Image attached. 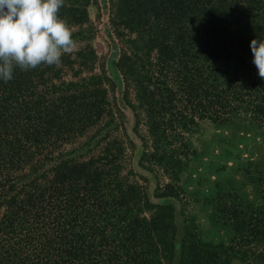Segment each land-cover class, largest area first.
<instances>
[{
    "label": "trees",
    "instance_id": "16d2710c",
    "mask_svg": "<svg viewBox=\"0 0 264 264\" xmlns=\"http://www.w3.org/2000/svg\"><path fill=\"white\" fill-rule=\"evenodd\" d=\"M90 3L108 49L97 72ZM60 15L77 48L0 81V264H264V193L255 203L218 187L207 198L211 221L231 230L216 242L190 219L177 238L172 199L197 120L264 132L250 49L264 39V0H65ZM116 86L137 163L167 177L151 191L122 172Z\"/></svg>",
    "mask_w": 264,
    "mask_h": 264
},
{
    "label": "rangeland",
    "instance_id": "374dc122",
    "mask_svg": "<svg viewBox=\"0 0 264 264\" xmlns=\"http://www.w3.org/2000/svg\"><path fill=\"white\" fill-rule=\"evenodd\" d=\"M88 17V25L93 33L91 41L97 54V64L94 68L97 72L98 64L108 49L100 35V15L93 3L88 5ZM74 28L75 26L71 27ZM121 43L126 45L125 41ZM77 46L76 40L75 48ZM107 94L109 104L113 105L114 101L117 106L119 103L123 112L122 116L115 113L116 127L112 130L113 134L124 141L122 172L126 179L135 180L151 191L157 182L167 181V177L157 165H147L145 161L137 163V148L140 145L130 129L133 124L131 109L121 103L120 89L117 86L114 89L108 88ZM102 120L104 122V118ZM92 132L93 130L87 131L81 138L89 139ZM185 136L192 152L178 173V187L175 188L176 195L172 198L177 238L180 236L184 219H190L202 239L226 241L231 235V230L211 221L207 198L218 187H222L236 191L245 200L259 203V193H264V132L246 125L245 122L222 124L201 118ZM79 139L80 137L75 138L77 141ZM75 140L74 142H77Z\"/></svg>",
    "mask_w": 264,
    "mask_h": 264
},
{
    "label": "clouds",
    "instance_id": "9594fccd",
    "mask_svg": "<svg viewBox=\"0 0 264 264\" xmlns=\"http://www.w3.org/2000/svg\"><path fill=\"white\" fill-rule=\"evenodd\" d=\"M65 0H0V81L7 83L14 70L59 65L76 41L60 10ZM250 49L258 76L264 79V39H252Z\"/></svg>",
    "mask_w": 264,
    "mask_h": 264
}]
</instances>
